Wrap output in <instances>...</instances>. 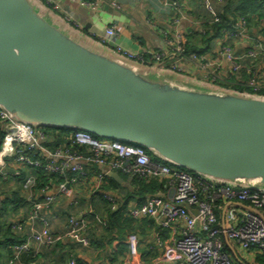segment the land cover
Instances as JSON below:
<instances>
[{
    "label": "water",
    "instance_id": "obj_1",
    "mask_svg": "<svg viewBox=\"0 0 264 264\" xmlns=\"http://www.w3.org/2000/svg\"><path fill=\"white\" fill-rule=\"evenodd\" d=\"M142 68L85 48L37 0H0V108L13 119L134 144L191 174L261 190L264 98L176 86Z\"/></svg>",
    "mask_w": 264,
    "mask_h": 264
},
{
    "label": "built area",
    "instance_id": "obj_2",
    "mask_svg": "<svg viewBox=\"0 0 264 264\" xmlns=\"http://www.w3.org/2000/svg\"><path fill=\"white\" fill-rule=\"evenodd\" d=\"M81 8L91 12L99 9L102 0H72ZM138 3L141 0H129ZM150 2L151 0H143ZM163 9H172L176 16L172 19L174 24L185 18L181 6L177 1L161 0ZM117 6L116 3H112ZM208 13L213 14L214 23L222 22L215 14L214 6L204 4ZM66 21H70L66 18ZM77 29L80 27L74 23ZM247 22L239 17L227 29H222L213 41L219 42L212 51L187 57L182 56V34H171L167 30L162 32L163 48L150 55L151 61H146L143 54H134L125 51L115 43L116 31L114 27L106 28L104 35L98 42L104 48L113 50L128 61H136L142 65H157L161 70L176 74H185L187 68H194L203 76L205 83L216 87L219 83H226L230 77L234 82H240L238 73L242 68V55H238L229 42L242 40L249 45L245 57L260 60L264 55V41L254 40L247 34ZM187 66V68L185 67ZM264 84V70L252 73L245 86L258 93ZM253 96H258L254 94ZM0 124L3 140L0 147V178L6 179L4 169L7 162L23 165L35 172L43 171L49 178V184L43 188V200L32 202L29 214L30 222H39L41 227L32 230L25 243L14 247V251L21 252L30 248L33 242L40 247H51L58 239L52 236L49 223L42 217L48 211L58 195H68V186L76 182V178H68L67 173L84 176L86 172L82 164L91 162L99 167H106L110 172L120 171L129 176L138 178L166 179V187L174 191L172 202H165L161 197H149L143 205L132 207L128 215L133 220L144 218L153 219L162 229L170 232V242L157 238V247L160 250L159 260L166 264H234L230 256L222 251L223 241L233 243L244 252H254L264 255V191L247 187L219 183L202 176L186 172L178 167L155 162L152 155L137 145H127L110 140H96L90 134L82 131L74 132V144L89 147L93 158L85 160L81 156L71 154L66 149H55L48 152L42 148L45 140L44 133L33 126L13 119L5 110L0 108ZM35 152L36 155H30ZM21 173L15 172L12 176L19 177ZM52 177L63 178L64 181L57 186V192H50ZM36 177L28 175L23 179L21 189L32 196ZM104 199L115 208L111 196ZM224 206V215L220 219L215 209L220 210L218 202ZM234 204L256 210L259 214L247 209L235 208ZM247 205V206H246ZM195 211V214L191 211ZM181 224L183 226H181ZM12 229L16 232L24 230L22 224L15 223ZM87 230V219L70 217L64 237L69 240L86 242L83 235ZM129 256L138 258L137 242L134 236L128 239ZM152 251V248L149 249ZM69 264H74L70 261Z\"/></svg>",
    "mask_w": 264,
    "mask_h": 264
},
{
    "label": "crops",
    "instance_id": "obj_3",
    "mask_svg": "<svg viewBox=\"0 0 264 264\" xmlns=\"http://www.w3.org/2000/svg\"><path fill=\"white\" fill-rule=\"evenodd\" d=\"M175 1L179 3L185 15V18L176 24L172 22L176 12H173L172 9H163L161 0H151L150 2L141 0L138 3H132L129 0H102L96 12L81 8L72 0H37V3L49 12L50 16L58 22L60 28L68 36L91 51L106 55L111 54L116 59L130 62L135 65L137 71L143 73L145 69L142 71V67L149 68L147 73L154 80L176 86H182L183 83L188 82L206 87L208 84L205 83L203 76L192 67L187 68L185 66L187 68L184 70L186 71L185 74H176L167 70L163 71L157 65L143 66L136 61H128L113 50L104 48L98 42L99 38L104 35L106 28L114 27L117 34L115 40L117 45L125 51L148 57L163 48V31L167 30L171 34L181 32L182 36L190 31H197L200 22L213 19V14L208 13L205 9V3L213 5L215 14H218L222 6L224 9L227 7L229 0ZM257 1V10L259 11L251 16L247 34L254 40L264 41V0ZM112 3H116L117 6H113ZM66 18L70 21H66ZM74 23L80 28L77 29ZM229 43L238 55H242L243 68L246 70L247 59L249 58L244 55L249 50V45L243 40L242 45L238 42ZM218 44L217 40L211 43L212 47H217ZM259 62L261 63L258 68L263 71L264 55ZM246 79L247 76L243 75L242 84L246 83ZM230 84L232 85L233 82ZM231 85L224 84L228 87ZM86 169L90 172V176L69 185L68 195H58L51 208L42 213L47 218L50 233L58 239L55 246L47 250L32 242L30 244L31 253L19 258L16 257L10 245L2 243L0 264H69L70 259H73L76 264H166L159 260L161 252L157 247V222L150 218H144L129 223L128 219L122 215V217L114 216L112 219V214L108 212L109 207L104 196H112L119 200L124 195H132L134 188L130 184L131 179L129 177L122 178L117 173L110 172L106 167L87 166ZM4 171L9 176L6 179L0 178V206L2 203H5L6 206L0 210V227L4 229L11 224L20 223L24 228V235L28 237L32 230L41 227L39 222L32 223L29 221V214L32 210V202H40L43 197L37 193L35 197L30 199L29 193L21 190V184L26 176H35L36 172L13 162H7ZM15 172H19L21 175L14 178L12 174ZM109 178L113 179L114 182L110 183ZM4 184L9 185L7 189L4 188ZM57 186L51 187L50 192L56 193ZM9 190L8 194H4ZM173 195L174 191L165 187L164 191L157 196L165 202L171 203ZM147 196L149 197V195ZM135 206L137 205L133 200L129 203L128 208ZM224 206L222 204L220 210L217 209L220 219L224 215ZM192 212L195 211L192 210ZM70 216H83L87 219L88 229L83 235L85 243L64 237ZM181 226L183 225L181 224ZM119 230L122 232L120 233ZM130 235L136 238L138 250V258L136 259H131L129 256L128 239ZM171 236L163 237V240L170 242ZM229 244L234 261L235 257L237 260L238 255L242 264H255V255L252 252H244L235 244ZM150 246H155V251L151 252ZM9 251L12 253L10 254Z\"/></svg>",
    "mask_w": 264,
    "mask_h": 264
},
{
    "label": "trees",
    "instance_id": "obj_4",
    "mask_svg": "<svg viewBox=\"0 0 264 264\" xmlns=\"http://www.w3.org/2000/svg\"><path fill=\"white\" fill-rule=\"evenodd\" d=\"M257 0H229L227 2V7L224 9L223 6L219 9L220 11L218 12V16L221 19L222 22L219 23H214L212 22L213 19H210L208 21H203L200 22V26L198 30L196 31H190L186 33L184 36H182V56L187 57L191 54H196V55H201L208 53L212 50V45L211 43L213 42L214 38L217 37L222 29H227L231 26V24L236 21L239 17H242L246 20L247 25L250 23V18L252 15H254L256 12H258V1ZM248 2V3H246ZM260 6V5H259ZM249 27V26H248ZM198 42H200V45H198ZM231 46V44H230ZM212 47V48H211ZM207 51V52H204ZM144 59L146 61H151L150 55L148 57L144 56ZM248 64L246 70L243 68L244 61H242V68L240 72L238 73V77L240 79V82L235 83L234 78L230 77V79L226 83H221L217 84L216 87L225 91H230V92H235L239 94H249V95H254L257 94L259 97L264 98V88L262 87L261 90L258 93H255L251 89L247 88L245 84H242V76L245 75L247 76V80L249 79L250 76H252L253 72H256L260 70L258 67L260 66L259 60H252V59H247ZM153 63H150L149 65H152ZM230 82H233L231 85ZM245 83V82H244ZM229 84L231 85L230 87L224 86ZM45 136V140L42 142V148L46 149L48 152H53L55 149H66L68 150L71 154H75L78 156H81L85 160L93 158V152L89 147L86 146H79L74 144V132L75 130H68V129H55V128H45V127H40L39 128ZM93 137V136H92ZM94 138V137H93ZM96 139V138H94ZM3 140V132L1 129V124H0V147L2 144ZM100 140V139H96ZM127 145H134V144H127ZM30 155H36L35 152H29ZM152 160L155 162H160L156 157L152 156ZM84 171L86 174L84 176L72 174V173H67V179L75 177L76 182L77 180L80 179H87L90 176V172H88L86 169L87 166H92L96 167L97 165L91 163V162H84L82 164ZM186 171V170H184ZM187 172V171H186ZM119 176L123 177H129L131 179L130 184L133 186L134 191L132 195H124L122 198L119 200H116L113 198L115 204V208L112 210V205L108 203V212L109 214H112V219L114 216H123L125 219H128L129 223L139 221V220H133L129 217L128 215V210L131 208L129 207V203L133 202L135 200V203L139 207L144 204V202L149 198L153 196H157L158 194L162 193L167 186V180L166 179H160V178H138L136 176H129L126 174H123L120 171H116ZM193 174V173H192ZM195 175V174H194ZM36 177V184L35 187L32 189L33 194L32 196H36L37 193L39 195L41 194V191L45 186L49 184L48 181V176L43 172V171H37L35 174ZM52 182L50 184V188L53 187L54 185H59L64 181L63 178H56L52 177ZM109 182L113 183V179L109 178ZM75 182V183H76ZM74 183V184H75ZM72 185V184H70ZM167 188V187H166ZM22 190V189H21ZM23 192V191H22ZM149 195V197L147 196ZM146 196L148 197L146 199ZM158 197V196H157ZM5 203H2L0 206V210H2L3 206ZM223 203L221 201L218 202V206L222 205ZM247 206V205H246ZM6 207V206H5ZM4 207V208H5ZM217 208L215 209V212L217 214ZM42 217L43 214H41ZM218 217H220L219 213L217 214ZM121 216V217H122ZM73 217V216H70ZM69 217V218H70ZM46 218V217H45ZM68 218V219H69ZM47 219V218H46ZM124 219V220H125ZM110 222L112 223V220L110 219ZM15 224V223H14ZM14 224H11L7 226L6 228L2 229L0 227V247L3 244H7L11 246V249L13 252H15L16 257L21 258V256L25 254L31 253V248L27 249L26 251H21L17 252L14 251V247L21 246L23 243L26 242L27 240V235H24V230L22 232H16L12 229ZM87 229H88V224H87ZM87 232V230H86ZM85 232V233H86ZM121 233L122 230H119ZM157 235L160 236L163 240V237H168L170 235V232L168 230L162 229L161 227L157 226ZM132 236V235H130ZM3 243V244H2ZM55 246V244L51 247H43L44 249H51ZM151 247V246H150ZM152 251H155V246H152ZM138 251V250H137ZM151 251V252H152ZM222 251L227 253L230 258L233 260L231 256V251H230V244L229 242L223 241V248ZM11 254L12 252L9 251ZM34 253V252H33ZM255 255V264H264V255L262 254H257L252 252ZM9 254V255H10ZM70 261H73L74 264L76 262L73 259H70ZM234 264H242V260L240 257L237 255V260H233Z\"/></svg>",
    "mask_w": 264,
    "mask_h": 264
},
{
    "label": "rangeland",
    "instance_id": "obj_5",
    "mask_svg": "<svg viewBox=\"0 0 264 264\" xmlns=\"http://www.w3.org/2000/svg\"><path fill=\"white\" fill-rule=\"evenodd\" d=\"M4 185H5L4 188L6 189L8 188L7 186H9L8 184H4ZM260 189L264 191V186L260 187ZM8 192H10V190L7 192H4V194H8Z\"/></svg>",
    "mask_w": 264,
    "mask_h": 264
}]
</instances>
